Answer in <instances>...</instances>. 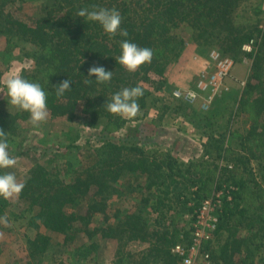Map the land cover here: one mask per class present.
I'll list each match as a JSON object with an SVG mask.
<instances>
[{
	"label": "rangeland",
	"instance_id": "1",
	"mask_svg": "<svg viewBox=\"0 0 264 264\" xmlns=\"http://www.w3.org/2000/svg\"><path fill=\"white\" fill-rule=\"evenodd\" d=\"M103 1L104 8L120 12L127 0ZM58 4V0H17L9 8L16 17L31 22L44 17L49 10L62 14ZM234 20L250 28L256 26L253 50L249 53L243 48L237 53L227 50V55L234 60L225 81L229 89L217 94L208 108H204V98L200 96L188 99L174 92L196 88L210 51L225 49L224 38L212 36L206 40L199 37V31L189 23L180 21L179 27L171 29L184 43L171 44L163 51L165 54L170 51L171 56L158 58V63L163 62L160 69L153 68L152 58L145 65L147 69L141 71L148 74V79L142 80L141 75L137 79L147 92L145 104L138 102L140 113L132 119L103 116L94 123L80 112L73 117L53 114L47 108L46 121L37 126L30 122L29 113L13 107L8 102L4 80L9 74L24 78L23 74L30 73L32 57L28 53L33 52V47L24 39H14L11 43L14 48L7 49L6 37L0 35V108L19 112L15 118L16 129L8 133L7 139L8 151L17 158V164L11 169H0V174L14 172L18 182L28 185L33 172L49 170L51 174L34 182L35 198L40 199L39 195L49 192L60 182L79 173L86 175L87 169L103 162L109 151L102 145L108 142L122 147V154L138 156L141 154L138 149H141L167 163L161 178L165 192L158 191L155 183L149 187L144 176L134 178V174L126 172L119 181L122 191L116 190L107 200L106 213L87 216L84 201L77 209L76 204L72 211H76L77 218L65 233L54 232L31 219L38 212V205L29 207L31 198L23 196L30 194L33 188L26 186L18 197L8 200L0 197V217L6 216L8 220L6 225L0 222V264H167L165 246H171L173 251L175 245L170 244L169 238L185 243L192 238L189 229L193 213L184 208L185 202L175 201V196L182 193L183 197L193 198L191 203L199 202L200 198L194 194L195 181L209 186L201 191V201L216 190L232 188V192L238 190L243 194L242 205L250 207L251 212L258 211V197L264 195V167L258 161V137L254 130L258 132L264 114L258 116L256 105L252 109L246 87L253 59L264 38V0L243 1L234 13ZM162 79L165 83L159 87ZM261 85L264 87V81ZM256 90L254 97L258 94V88ZM229 172L232 178L227 176ZM129 176H132L133 185L128 190L122 189ZM241 178L244 187L235 184ZM159 193L165 198L164 204L156 203ZM142 194L150 196L148 206ZM169 196L172 199H167ZM158 206L163 208L165 218L160 217ZM133 210L141 211L147 221L145 240L131 232L123 231L119 236L110 230L118 219L123 221L126 213ZM260 214L264 216L263 211ZM263 216H247L242 223L233 220L229 227L222 229L217 243L205 244L206 249L212 255L216 245L230 236H239L246 245L238 257L250 253L255 264H263L264 236L258 235V229L264 235ZM157 219L161 220L160 224ZM39 234L48 235L51 240L46 249L31 255ZM156 246L162 250L154 249ZM178 264H182L181 261Z\"/></svg>",
	"mask_w": 264,
	"mask_h": 264
},
{
	"label": "trees",
	"instance_id": "2",
	"mask_svg": "<svg viewBox=\"0 0 264 264\" xmlns=\"http://www.w3.org/2000/svg\"><path fill=\"white\" fill-rule=\"evenodd\" d=\"M16 1L0 0V35L6 37L7 49L14 48L11 44L14 39H24L33 47V52L28 53L32 57L31 71L23 74L24 78L30 77L29 81L37 82L42 86L47 93V108L53 114L74 117L80 112L89 117L93 123L103 116L112 119L113 115L103 105L111 101L114 93L125 87L131 88L138 85L142 88L137 80L140 75L142 80L148 79V74L141 72L143 68L147 69L145 68L148 67L145 66L147 64L141 66L142 70L139 68L135 72H129L116 61V57L121 54V41L127 39L140 47L158 48L153 50L155 55H153L151 64L157 70L163 65V62L158 63V58L169 59L171 56L170 51L169 54H165L163 51H166L171 44L177 46L178 43H184V40L179 35H174L171 29L179 27L180 21L189 23L199 31L198 36L204 37L206 40L212 36L223 37L225 49L222 52L225 54L228 53L227 50L241 52L242 46L253 38V34L257 30L256 26L250 28L244 24H237L234 20V13L245 0H127L124 2V9L120 11L122 17L120 27L127 30L128 36L123 37L118 32L111 38L98 22L77 16V12L83 8L90 6L91 8L88 9L91 10L94 6L104 7L101 0H58V11H62V14H54L49 10L44 17L31 22L22 20L12 13L9 6ZM108 1L113 3V0ZM103 2L105 3L106 0ZM173 42L177 43L173 44ZM160 47L164 48L161 50L162 52ZM94 65L103 66L107 71H113L111 81L97 84L94 81L96 77L92 76L93 81L86 84L85 80L90 79L86 77L88 70ZM66 79L72 82L71 90L65 92L62 97H57L55 85ZM249 79L246 93L251 98L252 109L256 105L258 116H260L264 114V87L261 85L264 81V38L253 59L252 73ZM164 83V79L159 81V87H162ZM257 88L258 94L254 97ZM146 95L147 92L143 90V96L138 98L137 102L144 105ZM18 113L0 108V129L4 130L7 139L8 133L16 129L15 118ZM254 133H257L258 137V161L260 166L264 167V117L261 124L258 125V132L254 130ZM102 146L109 151L107 157L103 158V162L94 164L92 168L87 169L86 175L79 173L72 179L60 182L49 192L39 195L40 199H38L39 197L35 198L34 182L41 180L39 178L41 176L47 177L51 172L47 169L33 172L28 178L31 183L24 187L27 186L28 189L30 187L33 190L30 194L23 196L31 198L29 207L34 208L36 204L38 205V212L33 215L32 220L39 221L54 232L65 233L72 228V223L77 218L76 211H72V207L76 204L75 208L77 209L78 205L84 201V210L87 216H92L97 212L106 213L107 200L116 190L122 191L119 181L126 172L134 174V178L140 175L144 176L149 187L155 183L158 191L165 192V189L162 188L164 182L161 181L167 165L165 159L147 155L141 149H138L141 152L138 156H128V154H122V147L113 142ZM229 171L232 170L229 169ZM230 172L227 176L232 178ZM128 179L122 189L128 190L133 185L132 176H129ZM242 179L235 184L244 187ZM201 183L202 181L200 184L198 181L193 182L194 185L197 184L194 194L200 198L199 202L191 203L190 199L193 198L183 197L182 193L175 196V201L180 204L182 201L185 202L183 206L190 213H194L199 208L202 202L201 191L209 187L206 183ZM142 196V200L146 201L148 206L150 196L143 194ZM263 196L258 197V211L251 212L253 210H250V207L241 203L243 194L238 190L232 192V198L225 199L220 212L215 243L219 241L222 229L229 227L233 220H239L242 223L247 216L258 214L259 217H262L263 214L260 213L264 212ZM167 199L172 198L169 196ZM164 201L165 198L159 193L156 203L160 205L164 204ZM162 209L159 206L157 208L160 217L165 218V212ZM158 223L160 224L161 220L157 219ZM146 224L147 221L143 213L133 210L126 213L123 221L118 219L116 224L110 226V230L115 231L119 236L120 232H131L145 240L147 239V233L144 232ZM191 232L190 224L189 237H191ZM156 234L158 233L156 232ZM258 235L264 236L260 233V229H258ZM50 240L48 235L39 234L31 255L46 249ZM169 240L171 245L180 241L177 239L176 242L172 238ZM244 241L239 236L234 238L230 236L225 242L216 245L217 249L212 253L215 264H255L253 255L250 253L247 256H242L243 258L238 257L245 251ZM170 247L165 246V261L167 264H178L180 257ZM154 249L162 250L157 246Z\"/></svg>",
	"mask_w": 264,
	"mask_h": 264
},
{
	"label": "clouds",
	"instance_id": "3",
	"mask_svg": "<svg viewBox=\"0 0 264 264\" xmlns=\"http://www.w3.org/2000/svg\"><path fill=\"white\" fill-rule=\"evenodd\" d=\"M78 17H85L92 22H98L104 32L109 37H114L119 32L123 37L128 36L126 29H121L122 17L120 12L115 9L104 7H93L91 10L83 8L77 12ZM121 54L116 57V61L129 72L137 71L142 65L150 63L153 58V51L147 47H140L136 43L127 39L120 43ZM92 76L97 84H105L111 81L113 71H107L103 66H92L88 70L85 83H91ZM69 79L61 81L55 85V94L62 97L65 92L71 90ZM4 87L7 89L9 103L24 112L29 113L30 122L39 125L46 121L48 117L47 93L37 82H31L19 74H9L4 80ZM143 96V89L140 86L125 87L114 93L111 101L103 106L112 114L124 119L135 118L140 113L138 98ZM9 144L7 135L0 129V169H11L17 164V158L8 151ZM25 185L17 181L14 172H4L0 174V197L5 200L18 197ZM0 222L5 225L8 223L7 217H0Z\"/></svg>",
	"mask_w": 264,
	"mask_h": 264
},
{
	"label": "built area",
	"instance_id": "4",
	"mask_svg": "<svg viewBox=\"0 0 264 264\" xmlns=\"http://www.w3.org/2000/svg\"><path fill=\"white\" fill-rule=\"evenodd\" d=\"M255 39L251 38L242 48L246 53L253 50ZM206 67L201 70L196 88L188 90H176L178 97L204 98L203 106L208 108L211 100L223 89H229L225 84L229 77L234 60L221 50L213 49L209 53ZM235 189V188H234ZM232 198V188H221L207 196L192 217V232L190 242L179 241L173 246V252L180 257L182 264H215L210 251L205 244L214 243L217 236V228L220 222V212L225 199Z\"/></svg>",
	"mask_w": 264,
	"mask_h": 264
}]
</instances>
